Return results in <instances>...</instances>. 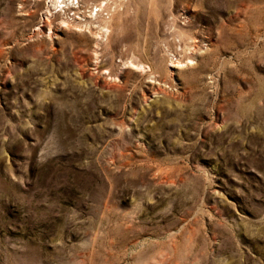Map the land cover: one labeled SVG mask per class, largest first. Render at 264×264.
Returning a JSON list of instances; mask_svg holds the SVG:
<instances>
[{"label":"rangeland","instance_id":"374dc122","mask_svg":"<svg viewBox=\"0 0 264 264\" xmlns=\"http://www.w3.org/2000/svg\"><path fill=\"white\" fill-rule=\"evenodd\" d=\"M114 3L0 0V264H264V0Z\"/></svg>","mask_w":264,"mask_h":264},{"label":"bare ground","instance_id":"6f19581e","mask_svg":"<svg viewBox=\"0 0 264 264\" xmlns=\"http://www.w3.org/2000/svg\"><path fill=\"white\" fill-rule=\"evenodd\" d=\"M71 0H48V4H47V7H48V11L51 12V9H57L58 7H62L63 10L60 11L61 13L59 15H62L63 13H65L66 11H71L69 10V8H71ZM90 2V1H88ZM101 5V10L104 9L102 8L103 7V4H105L106 2H112V6L113 8H115V6H117L115 3H114V0H101L99 1ZM116 2V1H115ZM119 3V1H118ZM73 4V3H72ZM88 5V3L86 4ZM91 7V6H90ZM94 8V7H93ZM75 11L73 12V16L74 18H70V21H72L73 23H75V26H79V27H82V28H87L89 29V25L92 26L93 25V29H94V26L95 25H98L100 24L99 21L97 20V16L94 17L92 15L91 12H93L92 10L90 11H87V8L86 6H79L78 8H74ZM85 10V11H84ZM104 11H107V10H104ZM113 11L114 9H112V14H113ZM53 12V11H52ZM83 12H86V14L84 15ZM90 12V13H89ZM89 13V15L87 14ZM111 12L107 11V14ZM53 14V13H51ZM49 14V15H51ZM111 14V15H112ZM69 15V14H68ZM109 15V14H108ZM110 16V15H109ZM61 17V16H60ZM103 17V16H102ZM88 18V21H86ZM102 19V18H101ZM63 22V21H62ZM108 22V21H107ZM64 23V22H63ZM106 23V22H104ZM67 25V24H66ZM74 25V24H73ZM101 25V26H100ZM99 25V31H98V36L96 38H98L100 40L101 37H109V33L111 32V30L109 29V24H106V25H102V23ZM85 26V27H84ZM91 28V27H90ZM103 41V40H102ZM98 44V43H97ZM177 61V60H176ZM177 63H179V61H177Z\"/></svg>","mask_w":264,"mask_h":264},{"label":"built area","instance_id":"2783aa9c","mask_svg":"<svg viewBox=\"0 0 264 264\" xmlns=\"http://www.w3.org/2000/svg\"><path fill=\"white\" fill-rule=\"evenodd\" d=\"M80 1L81 0H71V8H69V10H71L70 12H69V15L67 14V16L68 17H70V18H74V16H73V12L75 11V9L74 8H78L79 6H82L81 4H80ZM73 3V4H72ZM58 8H60V10L59 11H62L63 10V8L60 6V7H58ZM90 9V8H89ZM87 10V11H90V10H94V12H91L92 13V15L94 16H97V15H100L101 13H99V12H101V5L99 4V5H95V7L93 8V9H90V10ZM61 13V12H60ZM90 13V12H89ZM99 13V14H98ZM88 14V13H87ZM89 15V14H88ZM106 17H108V14H106ZM69 18V19H70Z\"/></svg>","mask_w":264,"mask_h":264}]
</instances>
